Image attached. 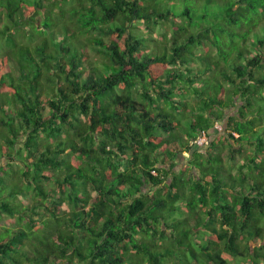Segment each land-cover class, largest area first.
<instances>
[{"label":"trees","instance_id":"obj_1","mask_svg":"<svg viewBox=\"0 0 264 264\" xmlns=\"http://www.w3.org/2000/svg\"><path fill=\"white\" fill-rule=\"evenodd\" d=\"M0 164V264H264V0H0Z\"/></svg>","mask_w":264,"mask_h":264},{"label":"rangeland","instance_id":"obj_2","mask_svg":"<svg viewBox=\"0 0 264 264\" xmlns=\"http://www.w3.org/2000/svg\"><path fill=\"white\" fill-rule=\"evenodd\" d=\"M143 27V25H142ZM145 30V28H143ZM165 32V31H170V26L169 25H159L158 28H157V32H155V36L157 37L158 35H160L162 32ZM171 33V31H170ZM216 129L219 131V132H224V123H221V122H217L216 124ZM214 137V136H213ZM210 143V142H209ZM209 143L205 144V146L203 147L202 150H205L208 146H209ZM250 147H248L247 149H249ZM191 154L188 153V152H184L182 155H180L178 157V164L177 166L175 167V170L178 171V173L182 174V175H189L191 173V167H189V158H190ZM241 157V156H240ZM6 162V161H4ZM1 165V164H0ZM9 170L11 168H8ZM32 200L30 199L29 195H27V197H23V203L26 204V203H30ZM13 223V219L11 218H4L2 221H1V225L2 226H9Z\"/></svg>","mask_w":264,"mask_h":264},{"label":"built area","instance_id":"obj_3","mask_svg":"<svg viewBox=\"0 0 264 264\" xmlns=\"http://www.w3.org/2000/svg\"><path fill=\"white\" fill-rule=\"evenodd\" d=\"M197 143L200 145L209 143V138L206 132H203V134L198 138Z\"/></svg>","mask_w":264,"mask_h":264},{"label":"clouds","instance_id":"obj_4","mask_svg":"<svg viewBox=\"0 0 264 264\" xmlns=\"http://www.w3.org/2000/svg\"><path fill=\"white\" fill-rule=\"evenodd\" d=\"M200 137V136H199ZM209 138V137H208ZM198 140V139H197ZM200 145V144H199Z\"/></svg>","mask_w":264,"mask_h":264}]
</instances>
